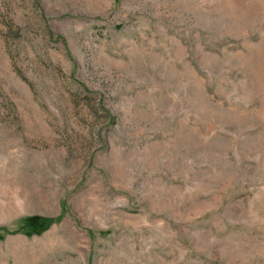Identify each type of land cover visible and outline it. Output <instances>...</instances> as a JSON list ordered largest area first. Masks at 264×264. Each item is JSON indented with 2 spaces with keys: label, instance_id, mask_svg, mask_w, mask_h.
<instances>
[{
  "label": "rangeland",
  "instance_id": "374dc122",
  "mask_svg": "<svg viewBox=\"0 0 264 264\" xmlns=\"http://www.w3.org/2000/svg\"><path fill=\"white\" fill-rule=\"evenodd\" d=\"M0 264H264V0H0Z\"/></svg>",
  "mask_w": 264,
  "mask_h": 264
},
{
  "label": "trees",
  "instance_id": "16d2710c",
  "mask_svg": "<svg viewBox=\"0 0 264 264\" xmlns=\"http://www.w3.org/2000/svg\"><path fill=\"white\" fill-rule=\"evenodd\" d=\"M43 223H45L46 225H50L51 224V221H48V220H42Z\"/></svg>",
  "mask_w": 264,
  "mask_h": 264
}]
</instances>
